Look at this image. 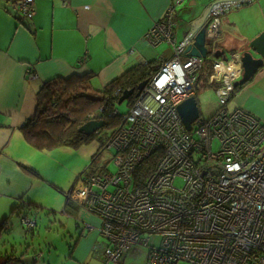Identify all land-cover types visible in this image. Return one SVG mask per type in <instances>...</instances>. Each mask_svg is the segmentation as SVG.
I'll return each mask as SVG.
<instances>
[{
  "label": "built area",
  "instance_id": "2783aa9c",
  "mask_svg": "<svg viewBox=\"0 0 264 264\" xmlns=\"http://www.w3.org/2000/svg\"><path fill=\"white\" fill-rule=\"evenodd\" d=\"M182 4L170 5L144 38L153 48L168 46L171 59L160 61L126 115L114 112L121 122L104 133L102 147L109 159L92 167L69 198L99 220L106 241L102 264H121L136 247L147 250L145 264H264V123L222 106L187 132L177 112L196 98L198 75L207 63L213 71L207 84L219 86L222 105L233 95L240 56L224 62L215 52L223 40L221 18L239 5L214 7L204 59L185 57L187 39L177 45L173 38V17ZM18 10L31 19L34 0H20ZM229 68L236 76L221 72ZM89 120L100 119L93 114ZM154 156L143 179L139 168ZM22 225L35 227L30 218ZM152 237L160 242L151 244Z\"/></svg>",
  "mask_w": 264,
  "mask_h": 264
},
{
  "label": "crops",
  "instance_id": "0c3cea01",
  "mask_svg": "<svg viewBox=\"0 0 264 264\" xmlns=\"http://www.w3.org/2000/svg\"><path fill=\"white\" fill-rule=\"evenodd\" d=\"M175 1L34 0L33 17L27 19L18 10L20 0H0V224L4 220L8 224L14 215L29 214L32 205L64 214L72 204L83 230L63 264H102L106 241L98 232L100 222L87 219L90 214L69 195L82 188L92 167L101 168L109 159L110 153L102 151L106 140L98 135L77 150L39 151L21 128L35 116L37 94L49 81L92 74L93 88L101 91L137 65L170 60L168 46L153 48L144 38ZM186 1L176 9L183 16V33L176 38L180 44L207 25L205 13L221 0H189V9L183 12ZM197 1L201 2L194 9ZM254 1L260 0L241 6L249 9ZM227 16L221 19L219 45L229 55L236 50L234 55L241 56L262 30L258 26L249 30L248 11L241 15L243 23ZM230 101L228 110L241 109L264 123V66L227 104ZM146 253L136 247L121 258V264L134 263L140 254L145 264Z\"/></svg>",
  "mask_w": 264,
  "mask_h": 264
},
{
  "label": "trees",
  "instance_id": "16d2710c",
  "mask_svg": "<svg viewBox=\"0 0 264 264\" xmlns=\"http://www.w3.org/2000/svg\"><path fill=\"white\" fill-rule=\"evenodd\" d=\"M218 49L223 51L220 45ZM236 52V50L231 51L230 55H234ZM160 66V61L137 65L127 70L120 78L101 91L93 88L92 74L74 75L68 79L47 82L37 94L35 116L21 128L24 138L39 151H51L59 148L77 150L98 136V133L89 137L80 133V129L88 123L89 117L93 114L105 122V127L100 133H110L121 122L114 112L122 94L126 91H134L133 96L127 101L131 108L137 99L138 86L147 83ZM212 73L210 63L205 64L198 75L197 91L201 83H206L208 86L207 79ZM209 86H215L216 89L219 87L218 85ZM240 88L242 87L235 88L231 98ZM226 105L227 103L222 106L226 108ZM155 159L156 156L151 157L146 164L139 168L138 174L142 172L143 179L150 172V169L145 168L154 165ZM7 227V220H4L0 224V237L7 231ZM36 260V258L32 259L33 264ZM0 264H26V262L22 256H17L12 248L11 252H0Z\"/></svg>",
  "mask_w": 264,
  "mask_h": 264
},
{
  "label": "rangeland",
  "instance_id": "374dc122",
  "mask_svg": "<svg viewBox=\"0 0 264 264\" xmlns=\"http://www.w3.org/2000/svg\"><path fill=\"white\" fill-rule=\"evenodd\" d=\"M200 2L201 1H197L194 4V9L197 7V5H199ZM189 6L190 3L189 0H187L185 5L182 7V11H187ZM242 7L243 6L241 5L237 7L236 11H239L236 13L231 11L232 14L230 12V16L226 15L227 19L230 20L232 18H237V20H241L243 23V17H241V15L245 11H248L249 30L258 26L259 29L264 32V0L254 1L251 5H249V9ZM179 11L180 10L178 9L175 16L173 17V38L175 41L177 35L180 32L181 34L183 33L181 29L183 24V16L181 15L182 13H180L181 11ZM178 12L180 13V16H178ZM176 43L177 45L180 44L178 42ZM227 54L228 59H230L231 57L229 56V52ZM216 88L217 87L215 86H207L206 83H201V85L198 87L195 100L201 119H209L222 106V102L216 93ZM231 106L232 101L226 105L228 109H231ZM128 110L129 106L127 101L116 106V111L122 116L126 115ZM194 130L195 126L193 132L191 133L192 135H194ZM108 134L103 133V140L107 139ZM216 148L217 146L215 145L213 150H216ZM103 156L106 158L108 154L104 153ZM30 207L31 211L28 212L29 214L24 213L22 215H14L12 220L8 222L7 231L4 232L0 237V252H11V249L13 248L15 250V254L17 256H22L26 264H33L34 261L32 262V259L35 258L37 259L35 264H63L65 260L70 258V246H74L78 240L80 231L83 230V228L79 225L80 223L77 222V216L79 212L72 204H70V207L66 209L64 214L61 212L52 214L48 210H41V208L33 205ZM73 208L75 209L73 210ZM25 216H29L27 218L34 219L35 227L33 230H28L22 225V221L26 219ZM86 216L87 219L93 218L98 223L97 218L94 216ZM159 242L160 238L158 237H152L150 239V243L153 245H157ZM141 249H143V253L144 251L147 252L146 249ZM136 256L138 257L139 255L136 254ZM140 256L141 258L138 257V259L132 264H144L143 255L140 254ZM126 264H129V261Z\"/></svg>",
  "mask_w": 264,
  "mask_h": 264
},
{
  "label": "water",
  "instance_id": "95a60500",
  "mask_svg": "<svg viewBox=\"0 0 264 264\" xmlns=\"http://www.w3.org/2000/svg\"><path fill=\"white\" fill-rule=\"evenodd\" d=\"M252 0H221L218 4L209 7L205 13L206 21L209 23L210 15L215 11L214 7L221 4H237L241 5L244 2ZM207 23V25H208ZM207 25L201 26L193 35L187 38V46L183 51L185 57L191 58H206L208 54V45L206 38ZM215 58H221L224 62L228 58L224 51L218 50L215 52ZM264 66V32L260 33L256 38L246 44V50L242 51L240 56L241 79L234 83V88L243 87L256 75V73ZM146 83H142L137 88L136 97H138ZM134 94V91H126L122 94L118 105L128 101ZM178 115L187 132H191L193 124L199 119V111L195 99H190L181 104L177 109ZM105 127L104 121H91L85 124L80 133L84 136H92L99 133Z\"/></svg>",
  "mask_w": 264,
  "mask_h": 264
},
{
  "label": "bare ground",
  "instance_id": "6f19581e",
  "mask_svg": "<svg viewBox=\"0 0 264 264\" xmlns=\"http://www.w3.org/2000/svg\"><path fill=\"white\" fill-rule=\"evenodd\" d=\"M232 70H233L232 68H229V69L226 70V71H222V70H221V72H222L223 74H225V75H227V74H233V71H232ZM235 73L238 74V70H236ZM233 75L236 76V74H233ZM240 76H241V69H240ZM237 80H238V79H237ZM237 80H236V81H237ZM199 117H200V115H199Z\"/></svg>",
  "mask_w": 264,
  "mask_h": 264
},
{
  "label": "flooded vegetation",
  "instance_id": "af4514ba",
  "mask_svg": "<svg viewBox=\"0 0 264 264\" xmlns=\"http://www.w3.org/2000/svg\"><path fill=\"white\" fill-rule=\"evenodd\" d=\"M228 15V14H227ZM226 16V15H225ZM224 17V16H223ZM222 17V18H223ZM221 18V19H222ZM207 45H208V48L210 47V44H209V42L207 41ZM216 47H218V46H216ZM217 49V48H216ZM243 50H246V46H245V48L243 49ZM225 52V51H224ZM209 53V52H208ZM225 54H226V56H227V58H228V54L225 52ZM207 56H208V54H207ZM229 56H231V55H229ZM230 59H228V61H229ZM241 79V76L238 78V80L237 81H239ZM236 82V81H235Z\"/></svg>",
  "mask_w": 264,
  "mask_h": 264
},
{
  "label": "clouds",
  "instance_id": "9594fccd",
  "mask_svg": "<svg viewBox=\"0 0 264 264\" xmlns=\"http://www.w3.org/2000/svg\"><path fill=\"white\" fill-rule=\"evenodd\" d=\"M98 121H102V120H98ZM101 132V131H100Z\"/></svg>",
  "mask_w": 264,
  "mask_h": 264
}]
</instances>
